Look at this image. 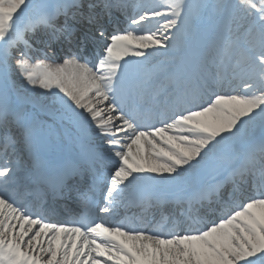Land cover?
<instances>
[{"label": "snow or ice", "instance_id": "obj_1", "mask_svg": "<svg viewBox=\"0 0 264 264\" xmlns=\"http://www.w3.org/2000/svg\"><path fill=\"white\" fill-rule=\"evenodd\" d=\"M0 264H264V0H0Z\"/></svg>", "mask_w": 264, "mask_h": 264}, {"label": "bare ground", "instance_id": "obj_2", "mask_svg": "<svg viewBox=\"0 0 264 264\" xmlns=\"http://www.w3.org/2000/svg\"><path fill=\"white\" fill-rule=\"evenodd\" d=\"M60 139V132L58 128L54 127L52 128L51 133L49 134V143H54Z\"/></svg>", "mask_w": 264, "mask_h": 264}]
</instances>
